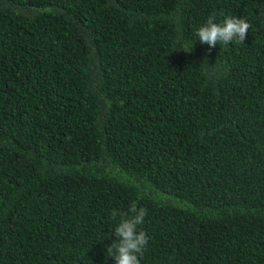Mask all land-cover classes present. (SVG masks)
Here are the masks:
<instances>
[{
    "label": "trees",
    "instance_id": "1",
    "mask_svg": "<svg viewBox=\"0 0 264 264\" xmlns=\"http://www.w3.org/2000/svg\"><path fill=\"white\" fill-rule=\"evenodd\" d=\"M133 201L141 264H264V0H0V264H115Z\"/></svg>",
    "mask_w": 264,
    "mask_h": 264
},
{
    "label": "clouds",
    "instance_id": "2",
    "mask_svg": "<svg viewBox=\"0 0 264 264\" xmlns=\"http://www.w3.org/2000/svg\"><path fill=\"white\" fill-rule=\"evenodd\" d=\"M250 24L242 17L225 16L222 22H216L214 15H209L207 21L202 24L196 36L202 44H207L210 48L230 43L243 44ZM183 49L190 52L192 46H185L180 43L178 47L171 51ZM147 210L138 207L137 202L133 201L127 211L112 210V216L120 217L119 223L115 227V242L107 248L108 256L115 260V264H141L140 256L144 253L149 242V236L140 227L145 220Z\"/></svg>",
    "mask_w": 264,
    "mask_h": 264
}]
</instances>
